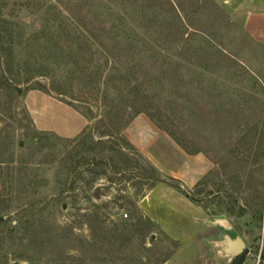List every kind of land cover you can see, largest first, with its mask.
I'll return each mask as SVG.
<instances>
[{"label": "rangeland", "instance_id": "374dc122", "mask_svg": "<svg viewBox=\"0 0 264 264\" xmlns=\"http://www.w3.org/2000/svg\"><path fill=\"white\" fill-rule=\"evenodd\" d=\"M0 61V264H264V0H0Z\"/></svg>", "mask_w": 264, "mask_h": 264}, {"label": "trees", "instance_id": "16d2710c", "mask_svg": "<svg viewBox=\"0 0 264 264\" xmlns=\"http://www.w3.org/2000/svg\"><path fill=\"white\" fill-rule=\"evenodd\" d=\"M0 62H1V61H0ZM132 111H133L135 114L132 115L129 119H126V118H125V114L121 113V112H122L121 110L116 111L115 108H111V109L106 113V116H105V117H108V119L113 120L114 117H119L120 121H122V123H123L121 126H119L118 129L115 128L114 126H113V127L111 126V125L113 124L112 121L110 122L109 125L106 126V127H107V132H105V136L108 137V140H109L110 142L113 141V145H114V141L117 142V141H116V135H118L119 132H120L121 130H123L124 128H126V127H127L132 121H133V119H134L136 116L141 115V114H146V112H145L144 110H142V108H138L135 104H134V106H133V108H132ZM124 113H125V112H124ZM122 114H123V115H122ZM149 118L151 119V121L156 122V121L154 120L153 116H150V115H149ZM158 127H159V129H161L160 126H158ZM161 130H163V131H167V132H169L171 135L174 136V134H173L172 132H170L169 130H164V129H161ZM170 134H169V135H170ZM85 139H86V138H84L83 140H85ZM120 142H122L123 145L120 144V145L112 146V147H110V149L114 151V150L116 149V147L119 146L120 153H121L122 157H124L126 164H127V165H130V164H131V159H130L129 154L127 153V151H128V150H134L135 148L131 145V143H130L125 137H122V136H121V137H120ZM177 143H179V145H181L184 149H186V148L183 146V144H182L179 140H177ZM115 144H117V143H115ZM85 145H86V144H85ZM85 145H84V147L86 148ZM96 146H97V145H96ZM101 146H102V144H101ZM95 148H96V147H92V148H89L88 150L95 151ZM258 148L260 149L261 154L264 156V145H263V142H262L261 144H258ZM189 154L193 155V153H191V152H189ZM69 157H70V154H69ZM92 160H93V161H92L93 164L96 162L98 167H100V166H101V167H102V166H103V167H107V166L110 165V162H109L108 160L106 161V160L103 159V160H101V161H98L97 158H93ZM152 172H153L154 174H156V171H153V170H152ZM259 214H260V220L262 221V219H263V213L260 212Z\"/></svg>", "mask_w": 264, "mask_h": 264}, {"label": "water", "instance_id": "95a60500", "mask_svg": "<svg viewBox=\"0 0 264 264\" xmlns=\"http://www.w3.org/2000/svg\"><path fill=\"white\" fill-rule=\"evenodd\" d=\"M0 220L3 219L0 218ZM229 246L232 253L238 256V259L234 264H243L250 252V250L246 247V244L242 240H236Z\"/></svg>", "mask_w": 264, "mask_h": 264}, {"label": "flooded vegetation", "instance_id": "af4514ba", "mask_svg": "<svg viewBox=\"0 0 264 264\" xmlns=\"http://www.w3.org/2000/svg\"><path fill=\"white\" fill-rule=\"evenodd\" d=\"M237 259H238V258H237ZM237 259H236V261H237ZM236 261H235V262H236Z\"/></svg>", "mask_w": 264, "mask_h": 264}, {"label": "built area", "instance_id": "2783aa9c", "mask_svg": "<svg viewBox=\"0 0 264 264\" xmlns=\"http://www.w3.org/2000/svg\"><path fill=\"white\" fill-rule=\"evenodd\" d=\"M127 217V216H126Z\"/></svg>", "mask_w": 264, "mask_h": 264}]
</instances>
